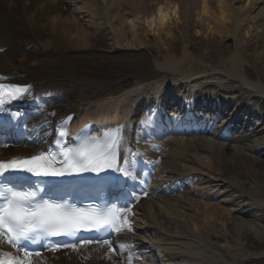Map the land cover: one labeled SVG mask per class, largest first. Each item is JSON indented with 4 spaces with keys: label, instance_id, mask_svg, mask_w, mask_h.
Returning a JSON list of instances; mask_svg holds the SVG:
<instances>
[{
    "label": "bare ground",
    "instance_id": "6f19581e",
    "mask_svg": "<svg viewBox=\"0 0 264 264\" xmlns=\"http://www.w3.org/2000/svg\"><path fill=\"white\" fill-rule=\"evenodd\" d=\"M82 2L88 7L87 24L78 22L68 0H0L2 78L31 84L20 107L37 111L28 121L42 132L74 112V122L122 127L127 151L132 150L127 140L141 134L136 128L153 124L159 134L162 126L169 129L155 138H163L168 154L149 159L159 173L132 210L134 231L113 242L117 249L126 243L129 251L118 250L109 259L105 248L93 244L79 252L59 251L42 264H127L129 254L132 264H234L222 248L234 259L250 256L239 237L264 231V169L256 167L258 162L264 166L263 115L255 104L237 100L244 93L227 98L219 79L235 78L264 97V82L251 79L244 68L246 62L264 63V0H237L238 6L235 0ZM125 2L130 8L123 11ZM100 29L109 31L112 53L98 50L93 38ZM141 57L156 67L126 71L124 61ZM167 97L179 109L155 115L165 110ZM230 106L234 109L226 114ZM217 120L220 126L214 125ZM231 127L238 146L196 135L223 138ZM33 148L6 146L0 158ZM226 162L238 163L240 171L228 174ZM202 169L216 175L206 178ZM196 177L218 187L236 212L189 187ZM221 239L228 243L220 245Z\"/></svg>",
    "mask_w": 264,
    "mask_h": 264
},
{
    "label": "snow or ice",
    "instance_id": "6c2138e0",
    "mask_svg": "<svg viewBox=\"0 0 264 264\" xmlns=\"http://www.w3.org/2000/svg\"><path fill=\"white\" fill-rule=\"evenodd\" d=\"M30 90V85L0 83V112L6 111L9 102L26 99ZM68 135L67 126L62 125L50 150L0 161V264H34V257H40L41 253L30 250L33 246L79 252L95 244L105 248L109 259L118 250L129 251L126 243L117 249L111 239L100 235L134 231L129 219L134 213L127 203L78 207L63 198L69 192L67 185L42 187L41 182L31 180V176L99 175L108 171L136 179L132 150L128 149L129 155L122 156V127L107 130L98 137H77L76 142L66 140ZM134 195L121 192L117 199L123 201ZM83 232L97 235L87 238L81 235ZM4 246L9 250H2ZM133 259L129 254L127 264H132Z\"/></svg>",
    "mask_w": 264,
    "mask_h": 264
},
{
    "label": "rangeland",
    "instance_id": "374dc122",
    "mask_svg": "<svg viewBox=\"0 0 264 264\" xmlns=\"http://www.w3.org/2000/svg\"><path fill=\"white\" fill-rule=\"evenodd\" d=\"M68 2L71 3V7L76 11L79 19L78 22H80L81 24H87L90 22V16H88V7L86 5L83 6V2L82 0H68ZM238 2L237 0H235V6H238ZM129 6L126 4V2L123 5V11L129 10ZM262 26H264V22L262 23ZM41 32L40 29H37V32ZM95 38L94 41L96 43V46L98 48L99 51L104 52V54H109L112 53L114 50L111 38H110V33L107 29H100L98 31H96L95 34ZM194 32H193V36H194ZM225 41H230V37L229 36H225L224 38ZM124 47H121V49ZM124 67L129 68L130 69H139V68H146V69H150V68H155V64L151 59L145 58V57H141V58H137L134 60H126L123 63ZM244 68L247 70L246 72L248 73V75L251 77V79L253 80H262L264 82V63H251V62H246L244 64ZM223 81V82H222ZM219 83L221 84L222 87L227 89V98L233 97L234 95L241 96L240 93H244V96H241V98L243 99V101H248V102H254L255 100H257L258 102H260L261 105V114L264 117V97H260L255 95L254 93H250V91L244 86V84H242L240 81H238L235 78H228L226 80H223L222 78L219 79ZM220 90L217 89V92H219ZM229 92V93H228ZM231 92V93H230ZM241 101V100H239ZM261 125H264V119L263 122L261 121ZM197 136H200L201 139L203 138H210L212 140H214L215 142H224V143H228L230 142L233 146H238L240 144V140L235 139V135L232 139L230 140H225V139H220V138H216L214 137L213 134H197ZM163 145H157L153 148H146L145 151L148 153H154V154H160L161 156H166L168 154V152L163 148ZM264 147V146H263ZM258 150L261 151L262 150V146L258 147ZM253 155L254 153L251 152ZM224 169L228 174H233L237 171H240V166L238 163H234V162H226L224 164ZM256 167L260 168V169H264V166L258 162ZM201 175L205 176L206 178L211 177L214 178V176L216 175V172H212V171H207L205 169L201 170ZM242 177L244 175H241ZM264 180V174L262 176V178ZM203 181V180H202ZM201 182V181H200ZM196 183L195 185L198 187V189H200V191H202L203 195H209L210 198H212L215 201H220L222 205H226L229 208H233L232 205L228 204L226 201H223L224 197L221 195V191L218 189V187H212L210 184L207 183ZM233 212L235 213L237 209H232ZM240 241L241 243L245 244V249H247V251L251 252L250 256H242L239 257L237 259H234L232 254L227 251L225 248H222L223 253L227 256V258L229 260H231L230 262H233L234 264H264V231L262 233H256L254 230H250L247 231L246 233L240 235ZM225 240H219V244L222 246L226 245Z\"/></svg>",
    "mask_w": 264,
    "mask_h": 264
}]
</instances>
